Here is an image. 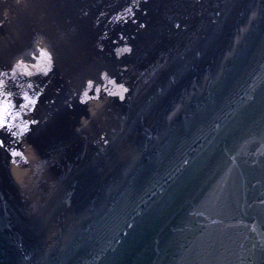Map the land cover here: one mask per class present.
<instances>
[{"label": "water", "instance_id": "95a60500", "mask_svg": "<svg viewBox=\"0 0 264 264\" xmlns=\"http://www.w3.org/2000/svg\"><path fill=\"white\" fill-rule=\"evenodd\" d=\"M0 82V264H264V0H0Z\"/></svg>", "mask_w": 264, "mask_h": 264}, {"label": "snow or ice", "instance_id": "6c2138e0", "mask_svg": "<svg viewBox=\"0 0 264 264\" xmlns=\"http://www.w3.org/2000/svg\"><path fill=\"white\" fill-rule=\"evenodd\" d=\"M49 71H51V69H49ZM44 75H47V72H45ZM3 87V82H0V89H2ZM21 99L25 102L21 105L22 107H27L29 104H31V101L29 100L27 95L22 96ZM11 101L12 97L10 95L5 96L2 92H0V134L7 132L10 135H14V133H12L11 121H14L16 119V115H14L16 105ZM32 123L36 122L33 121ZM25 127H27V125H25ZM2 145L3 140H0V146Z\"/></svg>", "mask_w": 264, "mask_h": 264}]
</instances>
